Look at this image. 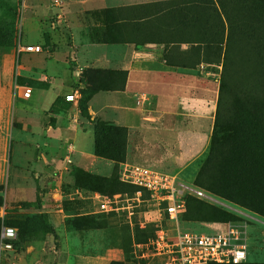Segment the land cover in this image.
I'll list each match as a JSON object with an SVG mask.
<instances>
[{"label": "rangeland", "instance_id": "1", "mask_svg": "<svg viewBox=\"0 0 264 264\" xmlns=\"http://www.w3.org/2000/svg\"><path fill=\"white\" fill-rule=\"evenodd\" d=\"M226 1V13L234 23L235 33L242 40L240 50L244 59L236 62L239 56L235 54V58L232 57V73L237 78L255 68L256 50L252 49L249 42L256 44L254 48H264V0ZM119 2L121 0H108L106 3L88 0L76 4L58 0L60 16L57 17V12L51 9L53 0H0V35L12 32L10 42L16 47L25 44L19 39L20 34L26 33L27 38L40 42L41 51L32 53L27 59L35 73H40L47 63H50L51 69L58 66L65 68V85L51 112L60 115L62 125L71 123L66 134L74 136L76 132L81 144V148L68 159L63 150L56 155L52 142L33 150L24 142H15L14 134L10 148V172L0 184V212L3 221L16 228V231L19 225L22 234L17 231L12 249L0 253V264H152L133 256V243L137 242L139 236L135 237V232H142L137 226L138 219L132 217L128 221V217L121 212L107 215L93 213L87 198L91 190L75 185L71 177L73 169H81L101 178L116 175L119 162L98 157L92 151L93 123L102 120L115 124L107 118L109 106L105 97L99 95L110 90L96 91L88 99L85 96L97 83L107 88L118 84L123 74L100 64L84 65L78 72H73L78 63L72 50L88 42L91 43L96 62L116 56V49L103 51L98 47L99 44L108 48L122 47L120 44H107L122 41L117 38V29L112 28L115 27L111 23L114 14L109 10L110 7H105ZM40 7L45 9L36 16L34 10ZM208 19L210 21V16ZM222 20L223 34L219 27L213 26L205 34L208 39L205 44L194 35L188 36L191 40H199V48L190 42L152 45L140 42L141 35H131L133 39L139 38L130 45L131 61L148 63L146 69L137 70L139 73L147 72L148 77L141 81L135 80L127 86L129 100L126 106L131 120L124 126L126 137L122 160L174 172L185 182L193 181L207 155L215 112L227 32L226 21ZM123 33L126 37L130 35L126 30ZM251 33L257 38H251L248 35ZM165 36L168 37L167 34ZM45 37L46 42L43 41ZM133 50L140 53L135 54ZM165 64L175 66L173 71L179 73L172 85H161L155 76L166 71L162 70ZM239 86V89H235L240 98L244 96L242 100L256 98L246 93L245 83ZM165 92L178 100L172 103V116L177 123L188 126L191 130L188 133H161L166 129L163 116L167 111L157 101V94ZM189 97L193 98V102H190L192 99ZM185 99L188 100L187 104ZM231 102L229 96H225V106ZM185 106L192 109H185ZM54 133V128L47 130L49 136ZM68 143L74 146L72 139ZM62 144L65 146V143ZM39 151L45 155L43 160H39ZM192 152V159L184 160ZM217 196L255 218L248 221L246 228L248 259L264 264V217L239 203ZM38 214L44 215L51 225V233L45 234L40 230L36 221ZM184 225L192 230L211 232L217 223L190 220ZM15 252L19 254L18 257L13 256ZM85 258L90 261L83 262ZM154 261L158 264L157 260Z\"/></svg>", "mask_w": 264, "mask_h": 264}, {"label": "trees", "instance_id": "2", "mask_svg": "<svg viewBox=\"0 0 264 264\" xmlns=\"http://www.w3.org/2000/svg\"><path fill=\"white\" fill-rule=\"evenodd\" d=\"M215 3L214 0H157L139 5L109 8V10L114 14L111 23L115 24L113 25L115 27L112 28L117 29V38L129 42L138 41L139 38L131 37V35L138 34L143 36L140 39L142 43L190 42L199 48V40H191L188 36L194 35L205 44L208 40L205 35L207 30L216 26L223 34L224 21L222 18L226 21L227 32L221 64L222 70L218 79L217 99L207 155L194 176V182H192L215 195H220L252 209L264 217V48H254L256 44L249 42L252 49L256 50L255 68L252 72L245 71V74L236 78L231 68L232 57L235 58V54L239 56L236 62H242L244 59L240 50L242 40L235 33L234 23L226 13L228 2L215 0ZM205 13L207 18H205ZM121 29L126 30L130 35L126 37ZM248 35L251 38H257L252 33ZM0 38H5L4 40L0 39V45H13L10 42L12 32L9 35L8 32L6 35H0ZM46 41L45 37L44 42ZM202 47L205 48V45ZM119 71L123 76L118 84L107 88V86L96 82L97 84L85 98L88 99L94 92L100 90L123 89L125 71ZM242 83L247 85L246 93L252 94L256 97L255 99L249 101L247 98L244 101L242 100L244 96L240 98L235 88L239 89L241 87L239 85ZM225 96H229L232 101L227 106H225ZM57 101L58 97L51 103L50 111L54 110ZM49 120L52 121L51 118ZM125 137L126 127L102 120L95 121L92 125L93 154L114 162L124 161L122 159ZM71 177L75 185L104 194L132 193L136 190L135 186L119 181L117 170L115 176L101 178L81 169H73ZM179 218L183 226H185L184 222L190 220H209L216 223L239 220L236 215L227 210L192 197L186 198L185 210ZM36 221L43 233L53 231L44 215L38 214ZM2 223L11 226L5 223L3 218ZM16 227L19 234H22L21 227L19 225ZM147 235V233L137 230L135 232V237L138 236L140 241L144 240ZM138 239H136L137 242H139ZM15 240L12 241V246ZM235 264L262 263L249 260Z\"/></svg>", "mask_w": 264, "mask_h": 264}, {"label": "crops", "instance_id": "3", "mask_svg": "<svg viewBox=\"0 0 264 264\" xmlns=\"http://www.w3.org/2000/svg\"><path fill=\"white\" fill-rule=\"evenodd\" d=\"M66 1L70 3L73 2L76 4H83L88 0ZM107 1L108 0H97L98 3H106ZM153 1L157 0H121V2L116 5L105 7L113 9L116 7L139 5ZM58 5V2L53 3L51 7L53 10L52 12H57V17L60 16L58 13L60 10ZM44 9L45 8L40 7V9H37L36 11L34 10L36 16L41 14ZM26 35V33L20 34L19 39L25 43L21 45L33 44L40 46L39 41L34 42V39H29ZM133 43L134 42H129L127 40H123L120 43H107L115 46L116 44L122 45V47L113 48H108L107 46L105 47L102 46V44H99L98 48L103 51L107 49H116V56L113 59L105 57L104 61L101 62L95 61L91 51V43L86 42L77 45V50H72L75 56V62L78 63L77 66H74L73 72H78V70H80V68L84 65L89 66L99 64L105 68L126 72L123 89L99 93L100 96L105 97L106 103L109 106L107 118L113 123L121 126H126L131 120L126 106V103L129 100L127 91L128 84L135 80L141 81L148 77L147 72L139 73L137 71L138 69H146L145 66H148V63L131 61L132 48L130 45H133ZM150 44L153 45L155 43ZM133 51L135 54L140 53L135 50ZM32 53L35 52L18 50L17 47L13 45H0V184L5 181L6 176L10 172V148L14 134L15 142H18V144H23L24 142L29 148L32 147L33 150H35L36 147H45L52 142L54 149L56 150V155H59L60 151L63 150V152L67 153L66 157L68 159H70V156H73L75 151H78L81 148L80 139L77 137L76 132L73 134L74 136H67L66 134L68 133L67 128L71 127V123L69 124L70 126L62 125L60 122V115H57V113H53L49 110L52 101L62 94L63 87L65 85V68L58 66L57 68L51 69L52 67L50 63H47L46 67L41 68L40 73H35L27 61ZM163 67L164 69L162 68V70L166 71L155 75L157 77V81L161 85L174 84L175 81L173 79L176 77V74H179L177 71H173L175 66L165 64ZM38 83L45 84L46 86H42L40 84L38 85ZM25 87L30 89V95L26 98L21 95L22 88ZM189 98L192 99L190 102H193V98ZM157 101L162 104V107H164L167 111L163 116V123L166 126V129L161 132L162 134L179 133L184 135L188 133V131H191L187 128L188 126L186 124L177 123L176 119L172 116V113L174 112L172 103L178 101L176 97L168 92L159 93L157 94ZM185 103H188L187 99H185ZM184 108L192 109V107L189 106H185ZM51 117L53 118V125L49 120ZM50 128L55 129L53 136L47 135V130ZM70 139L74 141V146L73 144L68 143ZM62 143H65V146ZM38 156L39 160H43L45 158L44 153L42 154L40 151ZM192 156H194V152H192L189 157H185L184 160L192 159ZM1 212L0 218L2 216ZM13 256L18 257L19 254L15 252ZM85 261H90V259H83V262Z\"/></svg>", "mask_w": 264, "mask_h": 264}, {"label": "built area", "instance_id": "4", "mask_svg": "<svg viewBox=\"0 0 264 264\" xmlns=\"http://www.w3.org/2000/svg\"><path fill=\"white\" fill-rule=\"evenodd\" d=\"M57 3V0H53ZM18 50L39 52V45H17ZM22 97H29L30 89L22 88ZM119 181L133 185L130 194L115 192L103 194L90 191L88 199L93 213L121 212L128 221L138 219L137 226L147 233L144 241L133 243V256L155 264H209L240 263L249 261L247 223L255 220L242 210L230 205L219 196L194 184L185 182L175 173L126 160L117 165ZM77 191V190H76ZM187 197L222 208L239 220L223 221L211 232L182 227L180 215L185 210ZM16 229L6 226L0 218V253L12 249Z\"/></svg>", "mask_w": 264, "mask_h": 264}]
</instances>
